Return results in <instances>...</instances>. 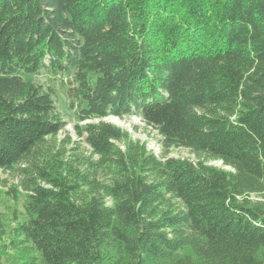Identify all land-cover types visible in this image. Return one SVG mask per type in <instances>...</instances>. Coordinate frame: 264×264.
<instances>
[{
	"label": "trees",
	"instance_id": "16d2710c",
	"mask_svg": "<svg viewBox=\"0 0 264 264\" xmlns=\"http://www.w3.org/2000/svg\"><path fill=\"white\" fill-rule=\"evenodd\" d=\"M0 171V264H264V0H0Z\"/></svg>",
	"mask_w": 264,
	"mask_h": 264
},
{
	"label": "rangeland",
	"instance_id": "374dc122",
	"mask_svg": "<svg viewBox=\"0 0 264 264\" xmlns=\"http://www.w3.org/2000/svg\"><path fill=\"white\" fill-rule=\"evenodd\" d=\"M28 79L34 80L41 84H47L53 87L55 91V105L56 110L60 113L62 119L66 123L63 131L59 134V138L70 135L75 139L74 125L77 124V120L74 118L72 112L68 108V101L64 94V89L60 85V79L51 81L44 76L29 77ZM107 121L128 130L133 138L139 139L146 143L147 148L158 152V139L156 132L151 128L144 125L140 117L132 116L126 119H118L115 117L107 118ZM132 126H135L133 128ZM173 157L187 158L194 160V156L191 155L186 149L177 148L173 149L170 153ZM211 164L220 166L219 162H212ZM17 182V179L10 172L0 171V217L2 221L6 222L8 226L14 225V216L20 220L23 212V197H20L18 202H15L10 197L6 196L4 192ZM1 264H17V261L12 256H6L2 259Z\"/></svg>",
	"mask_w": 264,
	"mask_h": 264
}]
</instances>
